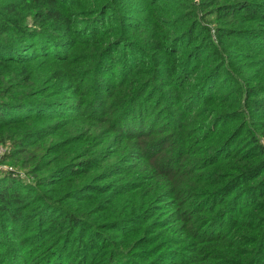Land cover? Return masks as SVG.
Listing matches in <instances>:
<instances>
[{"label": "trees", "instance_id": "trees-1", "mask_svg": "<svg viewBox=\"0 0 264 264\" xmlns=\"http://www.w3.org/2000/svg\"><path fill=\"white\" fill-rule=\"evenodd\" d=\"M262 36L264 0H0V264H263Z\"/></svg>", "mask_w": 264, "mask_h": 264}, {"label": "rangeland", "instance_id": "rangeland-1", "mask_svg": "<svg viewBox=\"0 0 264 264\" xmlns=\"http://www.w3.org/2000/svg\"><path fill=\"white\" fill-rule=\"evenodd\" d=\"M89 6H92V5H89ZM157 10L158 11H163V12H167V9H165V8H163L162 6H160V5H158L157 7ZM167 16H170V13H169V10H168V14H167ZM183 25V24H182ZM259 39V40H258ZM264 40V36H262V37H260V38H257V41L259 42V41H263ZM186 88V87H185ZM220 88V85H218L217 87H216V89H219ZM82 97H83V95H82ZM84 99H86L87 101H88V99H87V97H83ZM205 106V105H204ZM157 108L158 107H153L152 108V110H151V113H148L149 115H147V117L145 118L144 117V120H145V123H147V120L150 118V117H153V118H155V120H156V122H158V123H164V122H168L167 121V118L169 117V114L168 113H164V114H160V115H158V114H155L156 113V111H157ZM105 126H107V124H108V122H102ZM97 125H100L99 123H97ZM192 129H191V127H190V129L189 130H184L183 131V137H185L186 136V133L187 132H190ZM158 136V135H157ZM193 135H191L189 138L191 139V137H192ZM150 138L149 137H145L143 140L144 141H148ZM139 141H141V140H138L137 139V141H131L130 143H129V147L132 149H138V142ZM139 145H140V147L141 146H143V144L141 143H139ZM114 146H116V144L114 145ZM7 147V146H6ZM5 146H3V145H0V176H2L3 174H4V171L6 172V171H15V174L17 173L21 178H23V180L24 181H26V182H28L27 180H28V175H27V173H26V171H25V169L24 168H22L19 164H9V162L8 161H5V162H3L2 161V159H3V157H4V154H5V151L7 150V148H6ZM128 147V148H129ZM233 149V147H231L230 148V150H232ZM132 154H135V152H133ZM136 155V154H135ZM137 158H139V157H135V158H133V159H131V160H129L128 161V163L130 164L131 163V161H135V159H137ZM5 159V158H4ZM127 163V164H128ZM136 170L138 171L137 172V174H142L143 175V177L144 178H146V180L147 179H149V181H147V182H150V183H148L149 185H148V187H144V189L142 190V196L140 197V196H137L136 197V195L135 194H137V192H134V191H131V188H132V183H128V184H126V185H124V188H123V190H124V194L122 195V196H120V197H118V198H116V199H119V198H121V199H125V201H124V203H122V204H117V205H115V206H113V208H115V209H120V210H122V209H124V208H126L127 206H129V205H134V206H138L137 204H138V201L140 202V200H142L143 202L149 197V196H153V193H150L151 192V190L154 188V185H153V183L152 182H154V179L152 180L151 178L156 174V171H155V169L153 168V166H152V161L151 160H143V159H141V161L138 163V160L136 161ZM183 166H185V168H183V167H181V168H183V169H181V170H179L177 173H172V174H168V175H166V176H163V177H161V183L159 184V190L160 191H163L164 193H166V199H169L170 198V196H172L173 194H172V187H173V185H175V184H177V185H184L185 184V182H186V180L189 178V177H193L194 179H197V175H196V173H194L195 172V170H193L190 166H187V165H183ZM197 174H198V172H197ZM200 174V173H199ZM201 177V176H200ZM199 177V178H200ZM155 178V177H154ZM126 179H130V177H126ZM152 181H151V180ZM105 182H107V180H105V181H102V183H100V184H105ZM146 182V183H147ZM118 183V182H117ZM182 187V186H181ZM25 192V191H24ZM246 196H249V195H247V193H245L244 195H242L241 196V200L243 201L245 198H246ZM95 198H98L97 196L95 197ZM120 199V200H121ZM104 202H102V204L103 205H105V206H107V205H111L112 204V202H111V200H110V198L109 197H107V199L106 200H103ZM249 201H253V200H249ZM2 215L0 214V234L1 235H3V237L4 238H7L8 236H9V234H10V231L11 230H5V229H3V227H5L4 226V224L6 225V226H11V227H17V225H16V223H13V222H11L9 219H7V220H5V221H2ZM55 232H53V234H54ZM88 235V233L86 234V236ZM187 246V245H186ZM185 246V248H190V247H186ZM182 251V250H181ZM183 251H185L186 252V250L185 249H183ZM189 258H191V257H188V259ZM261 259L263 260V264H264V249H263V254H262V256H261ZM259 264V263H258Z\"/></svg>", "mask_w": 264, "mask_h": 264}]
</instances>
